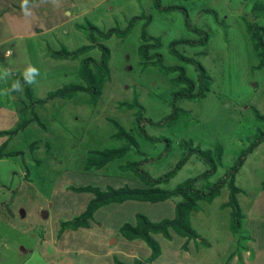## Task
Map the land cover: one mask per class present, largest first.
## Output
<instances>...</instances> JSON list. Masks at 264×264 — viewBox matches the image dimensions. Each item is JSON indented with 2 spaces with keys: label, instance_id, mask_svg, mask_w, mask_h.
I'll list each match as a JSON object with an SVG mask.
<instances>
[{
  "label": "rangeland",
  "instance_id": "rangeland-1",
  "mask_svg": "<svg viewBox=\"0 0 264 264\" xmlns=\"http://www.w3.org/2000/svg\"><path fill=\"white\" fill-rule=\"evenodd\" d=\"M21 2L0 0V76L10 73L6 80L0 79V91L10 90L15 78H20L22 86V91L0 94V147L6 142L2 149L5 157L0 158V264L144 261L150 254L147 245L126 239L120 229L126 223L135 224L138 214L154 222L173 218L176 198L156 204L127 201L103 206L92 214L88 227L75 231L63 224L84 213L95 197L77 191L80 188L143 186L129 172L117 171L123 162L85 170L87 153L121 146V140L112 137L116 130L110 120L123 132L135 134L132 122L138 107L153 121L168 115L170 93L184 85L171 83L177 73H161L151 63L141 65L138 47L144 19L127 35H114L102 42L111 53L110 81L95 104L87 92L70 100L37 103L78 81L80 60L86 56L98 59L100 51L94 46L80 60H60L47 54L90 44L77 28L85 30L86 22L103 31L123 30L133 17L150 16L148 35L161 43L159 50L150 53L163 54L165 66H183L187 77L195 81L194 66L176 61L168 46L173 40H196L199 36L186 30L183 14L158 13L152 0H29L31 14L27 16ZM263 2L161 0V6L185 7L191 25L208 33L206 45L177 46L180 53L205 68L208 89L203 100L178 103L185 114L171 127H145L148 135L170 141L168 152L164 153L165 143H149L135 135L134 148L124 162L153 159L155 162L145 161L141 166L158 176L177 162L183 153L180 142L185 140L213 155L222 149L216 172L196 187L205 189L231 170L242 150L264 131V122L257 119V114L264 116V68L256 69L259 60L251 39L256 29L250 32L246 23L264 28V16L254 14ZM210 10L213 16L206 12ZM29 66L39 69L34 84L24 80ZM206 169L202 161L191 158L162 187L173 190ZM263 181L264 141L237 169L236 190L226 185L212 202H198L197 212L190 216L198 238L186 241L171 230V239L153 235L161 255L150 264H264Z\"/></svg>",
  "mask_w": 264,
  "mask_h": 264
},
{
  "label": "trees",
  "instance_id": "trees-1",
  "mask_svg": "<svg viewBox=\"0 0 264 264\" xmlns=\"http://www.w3.org/2000/svg\"><path fill=\"white\" fill-rule=\"evenodd\" d=\"M152 5L155 11L161 14L179 11L184 15V25L186 30L196 36H199L196 40H173L168 46V51L176 61L181 62L183 65L194 66V70L196 71L195 81L192 80V78L187 77L183 66H165L162 63L163 54L161 55L159 52L150 53V51H157L161 48L160 39L148 35L146 27L151 22L150 16H135L123 30L111 28L103 31L89 22H86L87 28H85V30L82 26H77L78 30H81L84 33L90 44L88 43V45L80 46L74 50H68L63 47L58 51H51L47 55L51 58L60 60H80L79 57L87 55V53L93 50V47L95 46V48L100 51L98 59H94L89 56L82 58L79 62L78 81L71 83L70 85H66L55 92L49 93L44 99L37 100L38 104L44 105L55 99L70 100L80 92H87L88 95H90L89 101L95 104L101 96V91L104 85L110 81L109 62L111 53L110 49L102 42L110 39L114 35L118 37L127 35L137 22L142 19L145 20L141 29V44L138 47V59L140 58V63L142 62L141 65L148 66L151 63L150 65L157 66L161 73H177V75L172 78L171 83L177 87L180 85H184V87L178 88L170 93L169 114L157 121L144 117L142 108L138 107V112L134 114L132 122V128L135 134H132L131 131L123 132L117 122L110 120L116 130L112 137L113 139L121 140V146L116 149H106L102 151L91 150L87 153V157L85 159V170L89 172L97 171L104 167L111 168L112 165H115L117 162H123V164H119L118 168L120 167V170L117 171L122 172L121 170H123L124 173L129 172L134 176L137 182L139 181L143 184V186L129 187L125 185L119 188L107 186L106 190H101L99 187L92 186L80 188L77 191L91 193L95 197L89 202L84 213L63 224L66 229L74 231L79 227H88V220L92 218V214L99 208L110 204H122L127 201L149 202L156 204L171 198L179 200L175 205L174 217L171 219L166 218L158 222H154L147 216L138 214L136 215L135 224L126 223L120 229V233L126 237V239L130 241L140 240L145 243L150 250L149 256L144 261L136 259L134 260V264H150L160 257L161 248L159 243L154 239L153 235H162L167 239H171L169 232L171 230L179 237L185 238L186 241L196 240L198 235L191 226L190 216L193 212H197L198 202H212L219 195L220 189L226 185L230 187V190H236L234 180L237 169L242 165L245 157L253 152L264 141V131H260L254 137L253 141L250 142L247 148L242 150L236 162L231 167V170L212 185L207 186L205 189L196 187V183L199 181H207L216 172L217 165L220 163L219 156L221 154V148L215 152V156L210 153V151H203L199 147H193L190 141L184 140L180 142L179 147L183 148V153L177 162L170 170L158 176H152L141 166V164L145 161L155 162L153 159H145L137 162H124L123 159L130 155V152L134 148L135 135L137 138L139 136L142 140L148 141L149 143H165L164 153L168 152L171 147L170 141L166 138L148 135L145 127H171L180 118V115L185 114L182 110H180L181 108L178 107V103L180 101L197 102L203 100L208 89L205 68L198 60L185 56L177 50V46L179 45H186L190 47L206 45L209 37L208 33L191 25L188 12L185 7L161 6V0H152ZM206 12H208L211 16L214 15V11L210 10ZM254 14L256 17L264 16V2L262 4H258L257 8L254 9ZM246 23L251 26L250 32L256 29L251 39L252 42H254L253 47L256 58L259 60V64L256 69L261 70L264 68V28L262 26L260 27L259 25H255L253 22L247 21ZM15 81H19L21 83L20 78H15ZM196 83L197 86H195ZM257 119L260 122H264V116L260 117L257 114ZM34 120L37 121L38 118L35 116ZM24 125L21 127H25ZM16 131L17 128L12 131L11 134H15ZM2 135L3 134L0 133V137H2ZM5 143L6 142H4V144L0 147V158L5 157L2 153ZM18 153L19 152H16L6 157L15 156ZM191 158L202 161L206 165L207 169L198 176L187 179L173 190L164 189L162 186L169 182V180L173 178L174 175ZM113 172V169L110 170V173L113 174ZM262 188L264 189V181L262 183ZM115 264L124 263L116 262Z\"/></svg>",
  "mask_w": 264,
  "mask_h": 264
},
{
  "label": "clouds",
  "instance_id": "clouds-1",
  "mask_svg": "<svg viewBox=\"0 0 264 264\" xmlns=\"http://www.w3.org/2000/svg\"><path fill=\"white\" fill-rule=\"evenodd\" d=\"M21 10L22 12L27 16V15H30V9H29V0H22L21 2ZM39 69H37L36 67L34 66H29L25 73H24V80L26 83L28 84H34L36 83V77L39 75ZM10 75V73H8L7 71H5L3 73L2 76H0V79H5ZM8 91H16V92H19V91H22V86L20 84L19 81L15 82L12 86H11V89L10 90H3V91H0V94H8Z\"/></svg>",
  "mask_w": 264,
  "mask_h": 264
},
{
  "label": "crops",
  "instance_id": "crops-1",
  "mask_svg": "<svg viewBox=\"0 0 264 264\" xmlns=\"http://www.w3.org/2000/svg\"><path fill=\"white\" fill-rule=\"evenodd\" d=\"M67 264V263H66ZM69 264V263H68Z\"/></svg>",
  "mask_w": 264,
  "mask_h": 264
}]
</instances>
